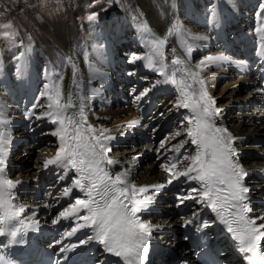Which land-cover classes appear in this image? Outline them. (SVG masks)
<instances>
[{
  "label": "bare ground",
  "instance_id": "1",
  "mask_svg": "<svg viewBox=\"0 0 264 264\" xmlns=\"http://www.w3.org/2000/svg\"><path fill=\"white\" fill-rule=\"evenodd\" d=\"M15 2L23 10L29 11L28 0H16ZM121 3L122 7L114 15H106L102 21L93 26L92 30L85 29L86 31L82 32L78 39L77 36H73L69 40L66 38L75 33L74 27L71 25H74L73 19L79 13V9L76 8L74 11L72 9L71 12H69L70 9L68 10L70 15L67 20L60 18L54 20L53 24H48V22L40 24L36 21L38 26L34 25V31L37 33L38 43H41L32 49L17 45L12 41L1 43L0 113L2 115H0V119L7 120L9 123L0 125V133L4 135L5 139L10 140L5 169L19 174L24 180L21 185H26L28 182L26 178H33L34 182H40L41 179H44L40 175L45 169L44 162L55 157L59 148V138L51 135L58 125L52 123L46 116V113L49 112L48 104L50 101L47 96H40L41 92L46 91L45 86H43L45 82H47L46 84L53 81L58 83L62 104H67L69 96H71L73 107L68 109L66 115L82 122L85 129L89 126L96 129L97 135H101L100 129L108 130L103 135L113 137L116 135V139L113 141L116 144L109 141L108 147L111 148V151L106 153L107 157L114 163L112 165L105 163L104 167L113 176L120 172H126L129 194H134L137 199H143L144 196H149V193L152 194V186L168 182H165L169 175L165 168L176 163L185 166L190 165L191 160H185L184 157L195 155L196 150V146L191 144L189 136L182 146H180L181 144L174 145L175 141L181 139L174 134L170 140H163L164 145L160 148V152L163 153L161 159L163 157L167 161L173 159L172 162H168L163 170L159 167L157 171L158 168L156 167L143 173L138 171L140 169L138 163L144 159L153 160L154 154L157 152L154 149L148 151V149L129 148L127 146L130 142L129 139L116 141L120 140L118 135L135 126L130 123L131 121H142L144 126L148 123L153 125L160 122L162 116L167 114L168 107L170 110L175 108L179 90L171 84L156 85V81L165 79V76L156 69H162L167 76H171L175 71L176 78L180 79L185 76V71H181V69L198 72L200 71L199 62L209 56H216L221 53L230 56L237 63L209 64L200 73L205 80L206 90L216 98L215 106L223 110L221 117L215 120V124L217 127L227 128L232 134L246 132L251 130L250 127L256 126L258 132L255 134L264 135V123L263 121L260 123V114H256L254 110H248L249 112H242L243 114L246 113L242 119V117L233 115L232 112L239 105L234 100L238 99L244 92L247 93L246 97H248L243 103L246 109H250V104L258 102L260 99L259 92H255L257 88L253 74L260 60L261 52L264 50V40L261 39L264 34L257 31L260 27L261 18L264 16V14L258 16L260 5L264 3V0H155L153 6L156 9L151 7L148 0H123ZM210 4L216 6L218 25L216 21H212L211 13L208 10ZM171 13L182 16L181 21L178 20L182 25L180 34L170 35L171 30L163 25L165 15L169 16ZM66 15L68 14L66 13ZM141 24L147 26L146 32L140 31ZM65 26L69 28L65 30ZM172 36H178L177 39L181 43L179 45L184 51L183 56L186 57L178 53L180 48L178 49L176 45L174 47ZM198 36H207L208 39L206 41L195 39ZM157 38L166 40L163 49V61L153 53L151 42ZM189 47L192 48L191 54L187 50ZM132 55L152 56L154 68L146 67V59L130 63L129 60ZM176 59H180L183 63L173 64L172 61ZM243 63H245L244 66H241ZM45 64H47V76L46 79H43L37 70L38 67H43ZM73 64L77 69L75 82L73 81ZM130 72L134 74L129 75ZM60 77L62 79H59ZM132 86L136 88L130 92ZM144 89H150V91L137 99ZM147 111L148 115L145 116ZM27 116L33 117L31 131L29 130V120L26 119ZM36 116L44 118L36 120L34 118ZM235 121L238 123L233 125ZM170 123L167 121L163 126L168 129ZM168 133V135L171 134ZM185 134L187 132L180 136ZM248 140L246 137L237 139L233 147L238 148V145ZM255 140L260 143L264 142V138ZM21 144H24V150H20L17 154L16 160L19 157V163L17 164L14 159L11 162V154ZM177 146H180L178 151ZM189 147L192 151L190 153L187 149ZM39 148L40 150H37ZM32 150L39 151L38 155L43 158L42 169L39 173H31V169H34L26 166L29 157L25 156H29ZM175 151L176 156H172ZM237 153L239 160H248L249 168L244 169L252 170L245 177L247 182H254L255 178L262 177L260 171L264 170V153L261 150L244 151L237 149ZM21 155L22 157H20ZM39 156L38 158H40ZM38 163L39 161L35 162L34 165ZM60 169L64 171H62V176H59V185H65L71 174L76 175V179L79 178L74 170L57 165H50L45 169L47 175H43L45 178L51 177L53 172H59ZM136 171H138L137 174H134ZM150 172V175L154 176L149 177L148 173ZM2 178L8 180L5 178V173H3ZM178 180L168 183L167 188L181 187ZM196 183L202 190L201 183L199 181ZM71 185L74 187L73 194H82L83 199L87 198L84 193L76 189L74 184ZM131 185H135L137 188L147 187L149 190L145 193H133ZM12 193L11 190L0 195L3 199L9 200L10 205L13 206ZM24 193H29V191ZM198 193H192V196L196 197ZM4 196L6 197L4 198ZM183 200V204L185 203L191 209L201 206L195 198ZM39 201L48 203L50 197L46 196ZM37 207L34 206L33 208ZM46 207H48L49 213L55 210L52 206ZM81 211L84 209L68 219L60 217L54 225L69 224L70 221H73L71 218L80 216ZM150 211L148 209L146 212ZM3 212L4 209L0 207V215H3ZM146 212L138 213V215L142 218V214ZM86 213L85 210L83 215ZM164 220L167 219H159L161 223L156 224L164 227L162 224ZM83 231L86 234L92 229L85 227Z\"/></svg>",
  "mask_w": 264,
  "mask_h": 264
},
{
  "label": "snow or ice",
  "instance_id": "2",
  "mask_svg": "<svg viewBox=\"0 0 264 264\" xmlns=\"http://www.w3.org/2000/svg\"><path fill=\"white\" fill-rule=\"evenodd\" d=\"M208 10L211 13L212 21H216L218 25L219 20L215 4H210ZM261 14H264V3L260 5L258 16ZM95 18V15L90 17L93 20ZM181 29L182 25L177 23L169 34L171 35L172 32L180 34ZM140 31L146 32L147 26L141 24ZM257 31L264 34V16L261 18L260 27ZM195 39L206 41L208 37L198 36ZM261 39L264 40V35L261 36ZM165 44L166 40L159 38L151 42L154 55L161 61L164 57ZM187 50L191 54L192 48L189 47ZM142 59L147 60L146 67L154 68L152 56L132 55L129 62L135 63ZM172 63L179 65L183 61L176 59ZM226 63H237V61L223 53L209 56L199 62L200 71L198 72L181 69V71H185V76L180 79L176 78L175 71L171 76H167L162 69H156L165 76L163 81H156V85L171 84L179 90L178 101L174 107L189 109L193 114L188 121L191 126L187 129V134L191 144L196 146L195 155L184 157L185 160L190 159L191 164L184 172L174 175L168 183H172L180 176L199 181L202 190L195 197L197 202L202 206H207L212 213L219 217V222L225 226L226 231L239 242V251L255 253L259 242L264 239V231H261L264 229V223L253 227L255 221L247 218V213L251 210L246 203L250 189L244 185V180L248 173L239 164L237 149L233 147L239 138L233 136L227 128L216 126L215 120L221 117L223 110L215 106L216 98L208 93L205 80L200 75L209 64L222 65ZM76 71V66L73 64L74 82ZM133 74L129 73V75ZM45 89L46 91L41 92L40 96H47L50 101L48 104L49 112L46 113V116L52 123L58 125L51 135L59 138V148L55 157L45 160L44 168L57 165L74 170L79 178L75 179L73 184L87 197L86 199H75L70 207L59 213L57 220L60 217L68 219L75 216L81 209L86 210L87 215L80 217L83 223H77L67 233V236L74 235L78 229L90 228L93 235H90L86 240L79 241V245L88 244L94 240L102 246L105 254H111L125 260L132 259L137 264H144L149 254V241L153 239V230L159 231L161 226L141 220L138 213L146 212L156 197L144 196L143 199H137L134 194L130 195L129 186L126 183L127 173L120 172L113 176L104 167L105 163L108 165L114 163L107 157L106 153L111 151L108 142L115 140L116 137L103 135L108 131L107 129H100L101 135H97L96 129L91 128V126L85 129L82 122L66 115L68 109L73 107L72 99L69 96L67 104L60 102L61 90L57 82L45 84ZM149 91L150 89H144L137 99L145 96ZM161 115L163 114L161 113ZM34 118L40 120L44 117L36 116ZM26 119L29 120V130L31 131L33 117L27 116ZM8 123L7 120L0 119V125ZM130 123L137 125L139 121L133 120ZM121 135H126V133ZM176 135L179 136L180 133L177 132ZM9 144L10 140L5 139L4 135L0 133V194L10 192L20 183L2 178L7 166ZM180 146H177V150ZM193 173L195 174L193 175ZM152 187L159 192L165 185L160 184ZM131 188L133 193H145L149 190L147 187L137 188L135 185H131ZM192 191L196 192V189ZM71 192L72 188L64 189L65 196ZM188 198L192 197H185L184 199ZM176 200L178 206L184 202L179 196L176 197ZM129 205L131 206L129 207ZM0 207L4 209L3 215H0V236L8 235L10 237L9 244L25 243L24 240L18 239L20 235L26 234L29 228L38 229V222L24 225L23 230L21 227H9L14 216H18L19 213L11 214L8 211L11 207L10 201L3 199L2 195H0ZM19 211H23V209L21 208ZM196 219L199 221V215ZM57 220H54L53 223L55 224ZM190 224L192 221L187 220L184 226ZM234 224L236 227H233ZM209 227L211 225L208 222H203L199 224L198 230ZM60 243L61 241L57 240L52 246ZM79 245H73L72 248L74 249ZM63 252H65V247H61L57 255ZM0 264H15L10 256L5 253L4 247H0Z\"/></svg>",
  "mask_w": 264,
  "mask_h": 264
},
{
  "label": "rangeland",
  "instance_id": "3",
  "mask_svg": "<svg viewBox=\"0 0 264 264\" xmlns=\"http://www.w3.org/2000/svg\"><path fill=\"white\" fill-rule=\"evenodd\" d=\"M15 1L16 0H0V45L3 42L12 41L13 43L16 42L15 44H17V45H22V46L28 45L26 47L32 49L41 43V42L38 43V39L36 37L37 33L34 31L35 30L34 25L38 26L37 22H39L40 24H45L47 22H48V24H53L56 20H58L60 18L62 20H67V18H69L68 16L70 15L69 12H71L72 9L74 11L76 8H78L79 13L73 19L74 25H71L72 27H74L73 31L75 33H73L72 36L66 37L67 40L71 39L73 36L74 37L77 36L76 38L78 39V37L81 36L82 32L84 33L86 31L85 29L92 30L93 26L97 25L100 21H102L106 15H114L115 12H117L122 7L121 2L123 0L122 1L121 0H28L27 5H28L29 11L23 10L19 6V4ZM148 1H150L151 7L154 8L155 6H153V5L155 3V0H148ZM69 9H70V11L68 12ZM154 9H156V8H154ZM66 13L68 15H66ZM172 14L173 13H171V15H169V16L165 15V19L163 20V25L168 30H172L173 26L176 25L177 23L181 24V22H178V20L181 21L182 16H180L179 14H175V13H174L175 15L174 14L172 15ZM93 15H95V17H96L94 20L90 19V17H92ZM68 28H69L68 26H65V30ZM173 34L176 35L175 32H172V35ZM177 38H178V36L177 37L172 36V39L174 41L173 42L174 47H175V45H176V47L178 46L177 48L178 49L180 48L178 50L179 51L178 53H181L180 55L183 56L184 51H182L183 49L180 46L181 43H180L179 39H177ZM176 41H179V42H176ZM183 57H186V56L184 55ZM48 60H50V59L48 58ZM43 70H42L43 73H45L43 79H46L47 64H45V69H43ZM46 83L47 82H45L43 86H45ZM130 92H132L131 89H130ZM246 96H247V93L244 92V94L241 95L239 98L240 99L241 98L246 99L247 98ZM245 114L246 113L242 114V119H243V116ZM233 115H234V113H233ZM237 123L238 122L235 121L233 125H236ZM184 126L185 125L183 124L181 126V128H183ZM181 128H179V129H181ZM250 128H251V130H247V131L258 132V131H256V126L255 127L253 126ZM113 141H112V143L116 144ZM20 148H22V149H20ZM40 148H42V147H40ZM40 148L37 150H40ZM20 150L21 151L24 150V144H21L18 147V149H16L14 151L16 153L13 152L11 154V157H10L11 162L13 161V159L16 160V158L18 156L17 154H19ZM37 150H32L29 156H25L27 158L29 157L28 161L26 162V166L34 169V170L31 169V173H34V172L39 173L40 170L42 169L41 167L43 164L42 163L43 158L38 155L39 151L37 152ZM38 156L40 158H38ZM20 157H22V155ZM143 158H145V157H143ZM38 161H39V163L37 165H34V163L38 162ZM16 162H17V164L19 163V157H18V160H16ZM152 162L153 161H149V159H146V160L144 159L141 163H138V165H140L139 166L140 169L138 171H140V172L142 171L143 173H146V171L148 169L156 168V165L153 164ZM138 171L134 172V174H137ZM157 171H158V169H157ZM24 174H26V172H24ZM150 174H151V172L148 173L149 177L154 176V175H150ZM21 175H23V174H21ZM12 176H17V175L12 174ZM26 176H28V175L26 174ZM59 178L60 177L58 176V179ZM66 187L62 186V187L58 188V192H56V194H54V195H56V196H59L60 194L63 195L64 189H66ZM70 188H74V187H70ZM60 190H61V192H60ZM63 201H65V200H63ZM60 205H61V203L58 206H56L55 209L59 208ZM49 206L54 207V204L49 205ZM151 222L152 223H159L160 221H159V219L158 220L151 219Z\"/></svg>",
  "mask_w": 264,
  "mask_h": 264
}]
</instances>
